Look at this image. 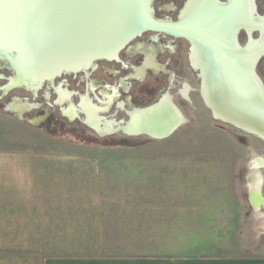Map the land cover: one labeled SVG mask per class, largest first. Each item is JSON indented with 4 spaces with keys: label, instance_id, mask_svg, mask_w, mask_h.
I'll return each instance as SVG.
<instances>
[{
    "label": "crops",
    "instance_id": "0c3cea01",
    "mask_svg": "<svg viewBox=\"0 0 264 264\" xmlns=\"http://www.w3.org/2000/svg\"><path fill=\"white\" fill-rule=\"evenodd\" d=\"M169 141L124 154L0 145V264H264L241 251L233 149Z\"/></svg>",
    "mask_w": 264,
    "mask_h": 264
},
{
    "label": "flooded vegetation",
    "instance_id": "af4514ba",
    "mask_svg": "<svg viewBox=\"0 0 264 264\" xmlns=\"http://www.w3.org/2000/svg\"><path fill=\"white\" fill-rule=\"evenodd\" d=\"M201 1L152 0V16L158 21L183 23L185 30L195 37L203 40L208 37L201 42L204 46L221 43L220 48H226L227 51L231 43L240 47L259 43V51L264 50V36L261 35L264 0H205V5H209L205 12L208 14L191 19L188 10L194 3ZM239 5L244 10H240ZM240 14L245 15V24L238 23ZM212 40L219 43H212ZM194 44L196 42L186 36L154 30L142 31L121 47L114 54L116 56L95 60L77 72L59 74L52 81L43 82L35 92L20 87L22 91L19 97L10 96L8 102H0V112L20 123L29 134H37L44 140H50L51 144L56 142L65 147H84L106 154L107 146L136 147L153 142V139L144 135H127L122 128L132 114L158 103L160 99L168 97L182 113L185 120L177 129L188 124L186 113L200 110L191 96L192 92L199 94L204 108L210 113L200 91L202 74L195 64L192 65V56L197 53ZM201 50L210 53L206 49ZM202 55H197V60L202 62ZM254 71L264 89V53L257 60ZM191 80L197 88H192ZM11 90L3 92L1 89L0 100ZM24 140L33 139L26 135Z\"/></svg>",
    "mask_w": 264,
    "mask_h": 264
},
{
    "label": "water",
    "instance_id": "95a60500",
    "mask_svg": "<svg viewBox=\"0 0 264 264\" xmlns=\"http://www.w3.org/2000/svg\"><path fill=\"white\" fill-rule=\"evenodd\" d=\"M151 3L152 0H0V65L9 69L13 77L24 67L29 71L26 78L33 83L32 88H26L21 82L10 86L8 80L2 91L23 87L35 92L43 82L59 74L83 70L95 60L114 55L142 31H162L189 37L196 42L198 57L203 53L204 59H198L195 67L202 74L200 91L213 119L264 141V89L254 71L264 50L251 54L248 46L234 43L227 51L218 44L204 46V40L186 31L183 24L154 19ZM53 57L59 60L52 62ZM184 120L172 101L162 98L132 114L122 130L127 135L159 141L170 137ZM249 195L254 207L257 203L264 206L259 191Z\"/></svg>",
    "mask_w": 264,
    "mask_h": 264
},
{
    "label": "rangeland",
    "instance_id": "374dc122",
    "mask_svg": "<svg viewBox=\"0 0 264 264\" xmlns=\"http://www.w3.org/2000/svg\"><path fill=\"white\" fill-rule=\"evenodd\" d=\"M12 77V72L0 65V96L2 94L1 89L8 84V80ZM190 82L192 88H197L195 82L192 80ZM21 91V88L12 89L0 102H8L10 96L19 97L18 95ZM191 96L198 107H200V110L199 112L186 113L189 118L188 124L177 129L168 139H165L170 140L169 145L166 147L175 150L233 149L239 161L236 172V188L241 209L242 239L246 240L245 243H242L241 251L244 255L264 257V206L259 204L254 207L249 198V194L252 191H259L261 197L264 198V141L257 136L243 133L231 125L214 120L204 108L199 94L192 92ZM24 128H22L20 123L0 112L1 148L7 147L10 150L9 147H12L14 150L12 152L14 153H18L17 150L20 149L24 153H36V148H38V153H102V151L84 147H76L77 151L71 152H64L62 148L54 150L50 147L65 146L57 145L58 143L56 142L51 144L50 140H44L42 137H38L37 134H29ZM26 135L33 140H24ZM147 143L150 142L142 145ZM43 146L49 147L44 148ZM132 148H135V146H107L105 152L106 154H124L125 151ZM8 149L0 150V155L8 153ZM0 182H3V179H0ZM124 264H135V262L127 260L124 261ZM153 264H156V262ZM158 264L164 263L160 261Z\"/></svg>",
    "mask_w": 264,
    "mask_h": 264
},
{
    "label": "bare ground",
    "instance_id": "6f19581e",
    "mask_svg": "<svg viewBox=\"0 0 264 264\" xmlns=\"http://www.w3.org/2000/svg\"><path fill=\"white\" fill-rule=\"evenodd\" d=\"M248 1V0H247ZM209 2H210V0H209ZM214 2V1H213ZM216 2V1H215ZM239 2H241V1H239ZM214 3H212V5H213ZM229 5V4H228ZM238 5V4H237ZM248 6V5H247ZM208 7H209V5L208 4H206L205 5V0H203V1H201V2H198V3H194L192 6H191V10L189 9L188 10V15H190L191 16V19H192V17L193 16H199V15H204V13L205 12H207V10H208ZM214 7H216L215 5H214ZM220 7V6H219ZM206 8H207V10H206ZM220 8H223V6H221ZM239 8H240V10L241 9H243L242 7H240V5H239ZM246 8L247 7H245V10H246ZM234 9V8H233ZM244 10V9H243ZM248 10V9H247ZM233 11V10H232ZM237 11H238V9H237ZM237 11H236V13H237ZM210 12H212V11H210ZM235 12V11H234ZM234 12H232L233 14H234ZM244 12V11H243ZM242 12V13H243ZM249 12V11H248ZM239 13H241V11L239 12ZM206 14V13H205ZM208 14V13H207ZM206 14V15H207ZM226 14H229V13H226ZM231 14V13H230ZM238 14V13H237ZM249 14V13H248ZM254 15V14H253ZM217 16V15H216ZM215 16V17H216ZM252 16V15H251ZM205 17V16H204ZM207 17V16H206ZM218 17V16H217ZM256 17V16H255ZM234 18H235V16H234ZM263 18V17H262ZM220 19V18H219ZM201 20H202V17H201ZM209 20H210V18H209ZM237 20H238V23H242V24H245L246 23V18H245V15H242V14H240L239 16H238V18H237ZM213 21V20H212ZM161 22H163V21H161ZM195 22H196V20H195ZM216 22V21H215ZM211 23V22H210ZM229 23V22H228ZM183 24V23H182ZM212 24H214V23H212ZM206 25V24H205ZM209 25V24H208ZM216 25V24H215ZM224 25H225V23H224ZM223 25V26H224ZM217 26V25H216ZM219 26H221V25H219ZM218 26V27H219ZM226 26V25H225ZM249 26V25H248ZM187 27V26H186ZM211 27H213V25H211ZM228 27H229V25H228ZM242 27V26H241ZM196 28V27H195ZM214 28V27H213ZM236 30H237V28H236ZM225 32V31H224ZM202 33H205V31L203 32L202 31ZM210 33V32H209ZM213 33V32H212ZM194 34V33H193ZM199 34V33H198ZM197 34V35H198ZM207 35H208V32L206 33ZM214 34V33H213ZM225 35H226V32H225ZM261 35L262 36H264V27L262 28L261 27ZM195 36V35H194ZM224 36V35H223ZM197 37V36H196ZM199 37H200V35H199ZM225 37V36H224ZM208 38V37H207ZM207 38H205L204 40H207ZM221 38V37H220ZM210 39V38H209ZM208 39V40H209ZM215 39H216V37H215ZM222 39V38H221ZM223 40V39H222ZM233 41V40H232ZM209 42H211L210 40H209ZM216 42V41H215ZM215 42H213V40H212V43H215ZM225 42V41H224ZM229 42V41H228ZM227 42V43H228ZM262 42V41H261ZM216 43H219L218 41L216 42ZM201 44V43H200ZM215 45V44H214ZM220 46H221V43L219 44ZM224 45H225V43H224ZM149 46V45H148ZM219 46V47H220ZM260 46H261V44H259V43H254L252 46H250L248 49H249V53H251V54H254V53H257V52H259V48H260ZM144 49V48H143ZM226 49V48H225ZM247 49V50H248ZM49 54H54V52H51V53H49ZM114 56H116V55H114ZM110 58H111V56H110ZM36 59H37V62H38V60L40 61V57L38 56V57H36ZM59 60V58H56V57H53L52 58V62H56V61H58ZM147 60V59H146ZM150 61V60H149ZM201 62V61H200ZM195 63H198V61H197V54H195L194 53V55L192 56V65L193 64H195ZM158 65V64H157ZM86 68V67H85ZM136 68V67H135ZM195 68V67H194ZM29 71L28 70H26L24 67H21V68H19V70H17V75H15L14 77H12V78H10V81H9V85L10 86H14V85H16V84H20L19 82H21V85H23V86H25L26 88H32V81L31 80H29V79H27L26 77V75H27V73H28ZM87 72V71H86ZM158 72V71H157ZM44 73V72H43ZM36 74V73H35ZM139 77V76H138ZM139 79V78H138ZM40 87V86H39ZM16 89V88H15ZM59 90V89H58ZM63 91V90H62ZM183 91V90H182ZM58 92V91H57ZM59 93V92H58ZM62 93V92H61ZM61 93H59V94H61ZM182 93V92H181ZM65 95V94H64ZM166 96H168V95H166ZM62 97V96H61ZM188 97V96H187ZM66 98V97H65ZM111 98V97H110ZM109 98V99H110ZM168 98V97H167ZM67 99V98H66ZM61 100V99H60ZM68 101V100H67ZM68 103V102H67ZM107 103H108V101H107ZM25 106V105H24ZM67 106V105H66ZM27 107V106H26ZM69 107V106H68ZM82 107H83V105H82ZM26 109V108H25ZM67 109H69V108H67ZM83 109V108H82ZM18 110V109H17ZM66 110V109H65ZM69 111H70V109H69ZM85 111V110H84ZM94 111V110H93ZM83 112V111H82ZM98 112V111H97ZM134 112V111H133ZM64 114V113H63ZM67 114H69V113H67ZM89 115H90V113H88ZM130 114V113H129ZM71 115V114H70ZM78 115V114H77ZM88 115V117H93L92 115L91 116H89ZM97 115V114H96ZM85 116H87V114L85 115ZM87 117V118H88ZM100 118V117H99ZM86 119V118H85ZM89 119V118H88ZM93 120V119H92ZM111 120V119H110ZM94 121V120H93ZM97 122V121H96ZM103 122H104V120H103ZM115 122V121H114ZM88 123V122H87ZM94 123H95V121H94ZM110 123H112V122H110ZM90 124H92L91 122H90ZM116 124V123H115ZM117 124H119V123H117ZM89 125V124H88ZM121 125H123V124H121ZM108 127V126H107ZM106 129V128H105ZM109 131V130H108ZM101 132V131H100ZM106 132V131H105ZM257 206H258V203H257Z\"/></svg>",
    "mask_w": 264,
    "mask_h": 264
}]
</instances>
